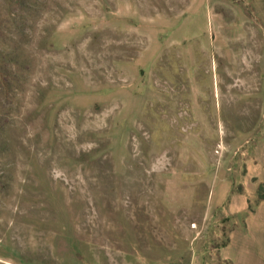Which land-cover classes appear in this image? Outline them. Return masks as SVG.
Listing matches in <instances>:
<instances>
[{"label":"rangeland","instance_id":"1","mask_svg":"<svg viewBox=\"0 0 264 264\" xmlns=\"http://www.w3.org/2000/svg\"><path fill=\"white\" fill-rule=\"evenodd\" d=\"M29 1L16 15L0 3V41L23 61L11 108L0 107V264H133L140 255L187 264L192 241L201 264H228L215 248L241 217L217 212L203 222L202 185L190 209L163 203L191 120L179 51L165 50L154 69L137 64L154 18L179 17L192 0ZM223 3L236 29L230 52L242 60L234 78L248 91L223 118L254 131L236 164L264 133V0ZM227 67L219 63L214 84L223 106ZM203 77L209 87L213 71Z\"/></svg>","mask_w":264,"mask_h":264},{"label":"crops","instance_id":"2","mask_svg":"<svg viewBox=\"0 0 264 264\" xmlns=\"http://www.w3.org/2000/svg\"><path fill=\"white\" fill-rule=\"evenodd\" d=\"M223 1L192 0L179 17H172L169 21L155 17L152 37L137 64L154 69L165 50L176 47L179 51L176 65L185 69L190 82L184 112L191 116V120H186L183 128L187 132L178 154L181 164L173 166L165 175L164 205L173 213L190 209L196 205L201 187H205L203 222L217 212L238 215L242 222L230 230L225 243L215 248L218 257L228 264H264V199L254 211L250 210L251 197L256 195L260 185H264V133L259 132L251 151L239 156L234 164V154L248 142L254 131H242L241 119L227 125L223 118L230 115L234 102L248 97L247 86L241 83V77L234 78L235 66L242 60L230 52L236 29L219 8ZM223 60L229 72L227 80V70L222 71L226 90L222 93L224 106L220 102L221 94L218 91L217 96L214 89L220 79L219 63ZM211 70L213 81L208 87L203 74ZM246 108L241 114L246 113ZM212 138L217 139L215 149ZM220 145L223 147L219 148ZM227 148L229 152H226ZM189 162L197 167L187 168ZM193 244L192 241L187 264H201V256L194 251ZM133 264L159 262L140 255Z\"/></svg>","mask_w":264,"mask_h":264},{"label":"trees","instance_id":"3","mask_svg":"<svg viewBox=\"0 0 264 264\" xmlns=\"http://www.w3.org/2000/svg\"><path fill=\"white\" fill-rule=\"evenodd\" d=\"M0 3H5V8L8 9L7 13H11L12 15H16V12L20 11L18 8L29 10L33 6V2L29 0H0ZM13 20L16 21V25L20 27L22 22L20 17L17 15ZM16 54H18V52L15 48L0 41V107L3 109L11 108L16 90L20 88V75L17 70L19 67H17V65L19 66L20 63L23 64V61L20 60L21 55ZM2 112L1 109L0 119L3 117L1 116L3 115L1 114ZM258 190L255 205L250 206L251 211H254L256 205L264 199V185H260ZM260 192L261 194H259Z\"/></svg>","mask_w":264,"mask_h":264}]
</instances>
